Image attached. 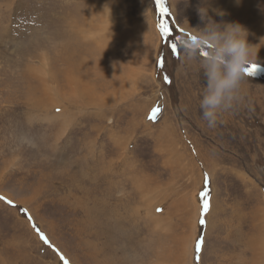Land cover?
Wrapping results in <instances>:
<instances>
[{
    "label": "rangeland",
    "instance_id": "374dc122",
    "mask_svg": "<svg viewBox=\"0 0 264 264\" xmlns=\"http://www.w3.org/2000/svg\"><path fill=\"white\" fill-rule=\"evenodd\" d=\"M165 2L184 34L203 8L242 25L264 70V0ZM159 23L152 0H0V264H264V79L209 128Z\"/></svg>",
    "mask_w": 264,
    "mask_h": 264
},
{
    "label": "clouds",
    "instance_id": "9594fccd",
    "mask_svg": "<svg viewBox=\"0 0 264 264\" xmlns=\"http://www.w3.org/2000/svg\"><path fill=\"white\" fill-rule=\"evenodd\" d=\"M204 26L191 35L185 34L177 41L186 62H197L203 69L205 90L200 99L202 117L209 128L217 125L220 114L233 109L242 100L241 85L246 70L255 63L247 41V31L239 23H217L200 11ZM195 37V41L191 37ZM201 51L206 55H201Z\"/></svg>",
    "mask_w": 264,
    "mask_h": 264
},
{
    "label": "snow or ice",
    "instance_id": "6c2138e0",
    "mask_svg": "<svg viewBox=\"0 0 264 264\" xmlns=\"http://www.w3.org/2000/svg\"><path fill=\"white\" fill-rule=\"evenodd\" d=\"M155 5H156V8L158 9V11H159L161 16L167 14L168 9L165 6V0H155ZM158 28L160 30V33L163 36H168L169 35V28L163 21H161L159 23ZM188 35H191V34H188ZM191 38L193 39V41H195V37L194 36L191 37ZM171 49H172V53L173 54H175L177 56L179 55V52H178L176 44H172L171 45ZM206 54H207L206 52L201 51V55H206ZM158 63H162V62H158ZM256 70H257V66L256 65H250L249 68L246 70V75H251ZM164 79H165L166 83L169 82L167 77H165ZM160 111L161 110L159 108H154L152 110V114H151L150 118L155 120L157 113H159ZM208 184H209V178L207 177V175H205V188H206V191L201 194L202 199H203V203H202V210H201L200 219H199L200 225H204L206 223V220H205L204 217H205V214L208 213L209 210H210V200L208 198L209 193L207 191ZM0 200H5L6 203L12 204V201L6 200V198L3 197V196H0ZM29 219H31V217H29ZM33 227L35 228L36 226L33 225ZM36 230H37V234L39 235L40 239L42 241H44V243L47 244L48 240H47L46 236L42 232H40L39 229H36ZM203 243H204L203 237H200L196 241V243H195V252L197 254H199L201 252ZM60 259L63 260V264H69V262L66 259H64L63 256H61ZM197 259H199L198 255H197Z\"/></svg>",
    "mask_w": 264,
    "mask_h": 264
},
{
    "label": "trees",
    "instance_id": "16d2710c",
    "mask_svg": "<svg viewBox=\"0 0 264 264\" xmlns=\"http://www.w3.org/2000/svg\"><path fill=\"white\" fill-rule=\"evenodd\" d=\"M152 3H153L154 11H155L156 16L158 18V21L159 22L163 21L167 25V23L170 21V14H169V12H167L166 15L161 16L160 13H159V11H158V9L156 8L155 0H152ZM165 6L167 7L166 2H165ZM183 35H185V34L183 32H181V31H179L177 28H175V27H169V35L166 36L167 37L166 44H163L162 45L160 60L158 61V62H162V63H158L157 62V64H160L162 66V70H163V67H164L163 63L166 62V57L175 55V54L172 53L171 45L172 44H176L177 45L178 39L181 36H183ZM177 49H178V52L180 54L182 52L181 49L178 46H177ZM159 69H160V66H159ZM166 71L164 70V73L166 75H169L167 68H166ZM251 75L258 76V77L264 79V70L257 68V70L254 73H252Z\"/></svg>",
    "mask_w": 264,
    "mask_h": 264
},
{
    "label": "bare ground",
    "instance_id": "6f19581e",
    "mask_svg": "<svg viewBox=\"0 0 264 264\" xmlns=\"http://www.w3.org/2000/svg\"><path fill=\"white\" fill-rule=\"evenodd\" d=\"M262 233H263V234H262ZM260 234H262V236H261V240H259V241H262L263 243H262V242H257V241H256V242H257V244H256V243L254 242V244H253V247H254V248H258V247H263V248H264V239H263L264 231H263L262 228H261V233H260ZM253 241H254V240H253ZM256 246H257V247H256ZM253 247H252V248H253ZM263 248H258V249L260 250V249H263ZM256 251H257V250H256ZM263 252H264V251H263ZM258 254H259V253H258ZM261 256H262V255H261ZM261 256H260V257H261ZM263 256H264V255H263ZM260 259H261V258H260Z\"/></svg>",
    "mask_w": 264,
    "mask_h": 264
}]
</instances>
